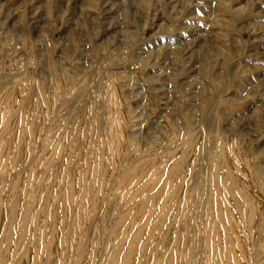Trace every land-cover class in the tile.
<instances>
[{"label":"rangeland","instance_id":"obj_1","mask_svg":"<svg viewBox=\"0 0 264 264\" xmlns=\"http://www.w3.org/2000/svg\"><path fill=\"white\" fill-rule=\"evenodd\" d=\"M0 264H264V0H0Z\"/></svg>","mask_w":264,"mask_h":264}]
</instances>
